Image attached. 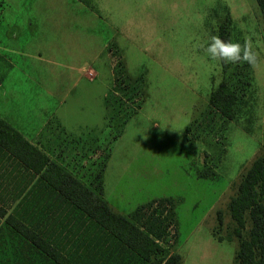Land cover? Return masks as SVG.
Returning a JSON list of instances; mask_svg holds the SVG:
<instances>
[{
  "label": "rangeland",
  "instance_id": "1",
  "mask_svg": "<svg viewBox=\"0 0 264 264\" xmlns=\"http://www.w3.org/2000/svg\"><path fill=\"white\" fill-rule=\"evenodd\" d=\"M229 14L232 40L260 54L234 120L209 104L223 71L201 47ZM0 117L138 224L137 208L170 199L171 253L178 225L197 264H233L229 201L264 154V15L256 0H0ZM0 203L67 264H146L10 156ZM213 228L233 242H205ZM0 264L56 263L3 221Z\"/></svg>",
  "mask_w": 264,
  "mask_h": 264
},
{
  "label": "trees",
  "instance_id": "2",
  "mask_svg": "<svg viewBox=\"0 0 264 264\" xmlns=\"http://www.w3.org/2000/svg\"><path fill=\"white\" fill-rule=\"evenodd\" d=\"M256 1L264 15V0ZM232 21L229 14L219 25L218 35L225 40H232ZM221 66L223 78L210 93L209 104L224 118L234 120L238 115L241 95L251 86L252 67L243 63L235 64L233 68L232 64L222 61ZM0 156H10L32 175H40V181L57 195L60 203L65 202L80 210L144 263L182 264V256L176 252L171 253L168 245V228L175 222L173 202L170 199L153 200L137 208L135 216L140 221L145 220L138 224L113 209L101 192L86 186L1 117ZM102 189L101 184L100 191ZM155 204L158 205L155 207ZM228 207L232 219L237 223L234 233L238 238V248L233 264H264V154L256 156L243 172L237 183V192L231 197ZM218 220L222 224L221 210L218 211ZM3 221L56 264H67L70 261L68 255L51 242L46 231L40 232L16 212L9 213L0 203V227ZM248 221L250 226L245 235ZM214 234L219 240L232 239L220 235L216 230Z\"/></svg>",
  "mask_w": 264,
  "mask_h": 264
},
{
  "label": "clouds",
  "instance_id": "3",
  "mask_svg": "<svg viewBox=\"0 0 264 264\" xmlns=\"http://www.w3.org/2000/svg\"><path fill=\"white\" fill-rule=\"evenodd\" d=\"M201 47L211 61H222L225 64L247 63L255 67L260 55L249 37H245L241 44L239 41L225 40L219 35H212Z\"/></svg>",
  "mask_w": 264,
  "mask_h": 264
},
{
  "label": "crops",
  "instance_id": "4",
  "mask_svg": "<svg viewBox=\"0 0 264 264\" xmlns=\"http://www.w3.org/2000/svg\"><path fill=\"white\" fill-rule=\"evenodd\" d=\"M105 196V195H103ZM105 198V197H104ZM178 224V223H177ZM186 243L183 244V242H179V236H178V225H177V237H176V253H179L182 256V264H197L200 263V259L198 258L200 256V249H196L195 246H189L187 243V239H185ZM205 242H208L210 245H214L216 242H233L232 239L224 238L223 240H219L217 236L214 234V228L213 230L208 234L206 232V238L204 240ZM204 243V242H203ZM192 249H196L195 253H191ZM207 251V250H206ZM209 258L213 259V256L211 257L209 254L206 255V259H204V262L209 261Z\"/></svg>",
  "mask_w": 264,
  "mask_h": 264
},
{
  "label": "built area",
  "instance_id": "5",
  "mask_svg": "<svg viewBox=\"0 0 264 264\" xmlns=\"http://www.w3.org/2000/svg\"><path fill=\"white\" fill-rule=\"evenodd\" d=\"M157 205H158V204H155L154 206L156 207ZM167 211H168V209L165 211L164 215L167 214ZM173 227H174V225H173V223H172V224L169 226V228H168V232H169V234H168V239H169V243H170V244L173 243V242L175 241V238H173V239L170 238V232H171V235L174 234V231L172 230Z\"/></svg>",
  "mask_w": 264,
  "mask_h": 264
}]
</instances>
